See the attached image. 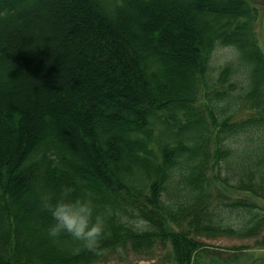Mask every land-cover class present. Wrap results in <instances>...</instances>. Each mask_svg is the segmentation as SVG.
Wrapping results in <instances>:
<instances>
[{
    "label": "trees",
    "instance_id": "trees-1",
    "mask_svg": "<svg viewBox=\"0 0 264 264\" xmlns=\"http://www.w3.org/2000/svg\"><path fill=\"white\" fill-rule=\"evenodd\" d=\"M258 22L259 0H0V264H90L165 241L191 264L202 232L255 233L264 213L214 195L264 198ZM219 46L235 54L214 68ZM66 187L104 221L95 252L47 234L42 197Z\"/></svg>",
    "mask_w": 264,
    "mask_h": 264
},
{
    "label": "rangeland",
    "instance_id": "rangeland-1",
    "mask_svg": "<svg viewBox=\"0 0 264 264\" xmlns=\"http://www.w3.org/2000/svg\"><path fill=\"white\" fill-rule=\"evenodd\" d=\"M262 5H264V0H259L260 10H262ZM256 27L258 32L264 36L260 22ZM234 54L231 46H219L213 51L211 63L215 68V63L233 59ZM243 77L244 74L240 72L239 78L243 79ZM201 99L206 100L205 96ZM224 192L215 194V200L229 202L235 198H242L251 202L255 211L264 213V198L261 196L250 195L242 191L224 190ZM215 200L208 210L217 212L222 223L232 224L239 228L242 224L241 217L235 216L234 212L228 213L227 210L215 206L218 203ZM137 226H143L142 221H137ZM198 239L206 242L208 246L195 252L191 264H264V223L252 234L234 232L207 235L202 232ZM154 245L150 250L140 251L130 248L119 253H111L107 258L98 259L90 264H176L169 241L157 242Z\"/></svg>",
    "mask_w": 264,
    "mask_h": 264
},
{
    "label": "clouds",
    "instance_id": "clouds-1",
    "mask_svg": "<svg viewBox=\"0 0 264 264\" xmlns=\"http://www.w3.org/2000/svg\"><path fill=\"white\" fill-rule=\"evenodd\" d=\"M72 191L70 187L64 188L61 198L54 204L50 203L47 195L42 197V206L51 213L54 220L47 234L54 241L67 234L83 248L95 252L104 237V221L99 215L93 218L94 209L90 198L69 199Z\"/></svg>",
    "mask_w": 264,
    "mask_h": 264
}]
</instances>
